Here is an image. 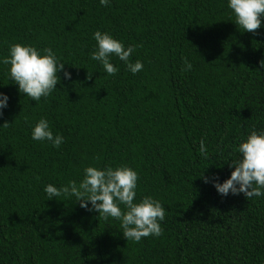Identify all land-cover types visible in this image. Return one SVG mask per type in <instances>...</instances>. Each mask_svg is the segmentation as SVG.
I'll return each instance as SVG.
<instances>
[{"label":"trees","instance_id":"trees-1","mask_svg":"<svg viewBox=\"0 0 264 264\" xmlns=\"http://www.w3.org/2000/svg\"><path fill=\"white\" fill-rule=\"evenodd\" d=\"M98 29L138 45L129 59L143 69L112 57L119 71L105 73L90 59ZM17 42L51 47L71 77L59 72L36 102L0 63V264H264V196L211 182L264 129V19L244 31L227 0H0V60ZM40 117L59 148L31 139ZM89 165L135 169L136 200L165 208L161 234L126 240L118 220L43 191L79 183Z\"/></svg>","mask_w":264,"mask_h":264},{"label":"clouds","instance_id":"clouds-1","mask_svg":"<svg viewBox=\"0 0 264 264\" xmlns=\"http://www.w3.org/2000/svg\"><path fill=\"white\" fill-rule=\"evenodd\" d=\"M101 6H110L111 0H99ZM227 7L232 11L235 23L244 31L258 29L264 19V0H227ZM95 40V50L90 53V59L99 62L108 75L119 71L112 57L123 61L127 70L135 74L143 69V62L137 59L130 61V55L138 45L128 44L117 39L107 31L96 30L92 33ZM0 63L8 65V76L18 85V91L26 94L31 100L39 102L41 97L47 98L56 87L63 71L64 78L69 79L71 73L65 69L56 52L51 47L38 48L27 43H12L8 46V55ZM264 67V60L261 61ZM190 63H185V69H191ZM9 97L0 92V115L8 106ZM5 122L0 127H7ZM31 139L49 143L59 148L64 142V136L53 133L50 122L40 117L32 126ZM238 153L236 159H231L230 167L234 166L230 176L220 182L214 178L211 182L218 194L227 196L243 194L246 198L264 196V129L253 128L246 137L234 146ZM199 152L207 155L204 140L200 141ZM83 179L77 183L69 181L59 187L46 184L43 191L49 199L71 196L81 207L97 211L105 219L111 217L119 221L122 234L126 240L140 241L149 235L159 236L162 232L161 222L165 219V208L161 201L146 195L136 200L138 172L130 166L115 167L86 166L83 169ZM209 182L208 177H204ZM90 202V207H89Z\"/></svg>","mask_w":264,"mask_h":264}]
</instances>
